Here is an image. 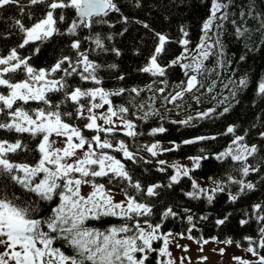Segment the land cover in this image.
<instances>
[{"label":"snow or ice","instance_id":"1","mask_svg":"<svg viewBox=\"0 0 264 264\" xmlns=\"http://www.w3.org/2000/svg\"><path fill=\"white\" fill-rule=\"evenodd\" d=\"M38 5H44L42 15L30 26L21 19L14 21L20 42L7 55H0V89H3L0 91V131L15 134L14 139L0 138V247L4 249L0 252V264H146L152 253L157 255L156 264H176L169 245L175 241L176 236L188 240H194L195 237L191 234L185 237L183 232L162 233L163 221L169 217L176 218L179 213L168 206L160 213V221L153 223L151 217L154 215L155 204L145 201L159 197L161 189L173 188L186 177L191 180L193 191L186 192L185 195L190 199L205 198L211 203L215 193L224 191L223 182L214 180L216 186L208 189L192 177L191 173L201 166V161L209 158L207 155L189 156L191 167L178 162L169 165L165 160H156V171L165 173L168 168L174 170L168 177L167 184H142L140 179L135 178L128 163L133 166L151 164V159L140 155L141 151L156 158L164 152L178 151L182 145L215 140L216 137L196 136L180 143L170 141L171 147L167 148L162 147L160 141H155L150 145H136V151H132L125 140L117 139L118 135L135 140L144 133L139 132L135 121L128 118L129 108L115 105L112 99L128 90L102 87L103 80L97 72L103 66L90 59V52H112L117 57L121 52L114 46L106 45L105 40L114 39L112 34L102 38L100 33H93V28L96 25L115 27L105 18L117 13L120 14L118 23H135L149 31L153 30L145 21H130L129 17L121 13L116 0H27L26 4L22 0H0V12L15 7L23 16L26 7ZM136 6H140L139 0H136ZM229 7L230 0H211L210 15L202 27L204 35L201 43L192 50L194 54L191 56L187 47L190 43L187 39L188 32L181 27L183 38L178 43L183 46V51L164 66L158 63V58L163 55L170 40L165 34L153 31L157 43L148 63L139 70L153 77H164L167 68L179 64L185 69L187 77V81L182 82L180 91L165 97L168 103H175L183 99L185 93L203 87L198 76L208 71L203 61L210 55H217L212 49L219 45L218 55H224L219 39L208 43L211 40L208 34L214 26L221 27L217 21L228 20ZM254 9L255 0L249 5L247 15H254L259 19L260 27L264 29V16L255 14ZM68 11L73 13L70 19L66 15ZM240 15L243 18L246 14ZM27 16L32 20L33 12L28 11ZM231 23L236 24V21L232 20ZM61 24L66 25L64 30L59 27ZM84 30L89 34L81 37ZM247 31V28L236 27L238 36H244ZM126 32L128 28L124 27L118 34L123 36ZM55 36L72 38L68 47L74 53V58L63 55L50 67L37 69L30 63L31 55L20 54L19 50L37 42L46 43ZM84 42H90L94 48L81 50ZM39 51V46L35 47L33 55ZM244 59V56L240 57V60ZM184 60L191 62L183 63ZM108 67L114 69L117 65L111 64ZM74 77L95 86H73L70 80ZM117 79L123 80L124 76L120 75ZM160 82L166 83L164 80ZM247 83L246 78H240L237 90L247 87ZM147 87L151 90L152 86ZM141 91L136 87L130 89L136 96ZM156 91L163 93L165 89L158 88ZM208 91L211 92L212 88L209 87ZM57 93L62 98L54 101L52 96ZM257 94L264 97V80L258 83ZM235 95L232 92V96ZM32 103L37 106L31 107ZM143 107L144 105H139V108ZM228 111L229 107H224L218 115L222 116ZM157 114L158 112H145L137 119L147 122L150 115ZM214 114L216 109L210 108L198 112L196 117L189 116L185 120L171 123L192 126L193 119H212ZM76 121L82 123H75ZM86 131L91 135H86ZM165 132L167 129L161 125L152 128L148 135L156 136ZM234 133L235 126H228L224 134ZM261 136L264 137V133ZM244 139V136L234 135L229 147L216 154L215 158H230L231 161L240 163L242 166L239 171L242 176L247 177L250 173L260 171L259 166L253 167L248 163V158L255 156L259 149L254 144L249 146L242 143ZM31 141H36L35 147L31 146ZM58 143L63 146L57 147ZM200 151L203 152V149ZM29 153L38 154L34 163L14 159ZM147 171L145 168L144 172ZM98 179H106V183L98 182ZM228 181L239 185L238 193L229 194L233 203L246 191L255 189V184L251 181L236 180L231 176ZM113 184L119 186L123 200L117 201L112 189L107 187ZM83 186L91 188L87 195L82 194ZM17 192L20 194L17 195ZM252 208L256 221L262 224L258 229L259 239L250 236L244 239L249 244L246 251L257 257V260L233 257L238 264H264V255L258 251L264 249V214H261L264 205L255 204ZM182 211L188 213L191 210ZM105 218H116L120 223L108 224L104 228L89 226V221H102ZM186 220L190 225L187 232L191 233L196 227L193 215H187ZM226 220L227 216L218 219L216 224L223 225ZM248 222V219H242L240 224L243 226ZM210 240L217 241V238L201 237L197 240L199 250L203 251V245ZM57 242L61 243V247L55 246ZM156 242H162L161 246L154 247ZM219 242L229 245L234 243L232 239ZM236 244L237 247L240 246L239 242ZM175 246L185 252L188 250L186 245L176 243ZM63 248L70 249L71 254ZM223 252L224 249H220V253ZM163 257L168 259H161ZM185 259L181 257L180 264H184Z\"/></svg>","mask_w":264,"mask_h":264},{"label":"trees","instance_id":"2","mask_svg":"<svg viewBox=\"0 0 264 264\" xmlns=\"http://www.w3.org/2000/svg\"><path fill=\"white\" fill-rule=\"evenodd\" d=\"M27 3V0H22ZM228 2V0H224ZM253 0H230V13L228 20L217 21L221 27H213L209 36L211 40L208 43L219 39L223 46V56H219V45L212 49L217 55H210L203 61L205 71L198 76L203 87H198L192 92L185 93L183 99L177 100L175 103H168L166 96L174 95L180 91L182 82L187 81L185 69L180 65L166 69L164 77H153L148 73L140 71L148 61L154 46L157 43L154 38V32H160L169 37L170 42L165 46V52L158 58V63L162 66L167 65L171 60L180 56L183 46L178 41L183 38L180 31L183 27L188 32L190 43L187 46L189 55H193L196 46L201 43V37L204 35L202 27L204 22L210 15L211 0H139L140 6H136V0H116L124 16L129 20H141L149 24L150 29H144L142 26L129 23L124 25L118 23L120 14L112 13L105 19L109 20L108 25H96L93 33H100L101 37L112 34V41L105 40L108 47H116L120 50L121 55L117 57L112 52H90V59L95 60L103 67L97 72V75L103 80L101 85L105 89L115 90L125 88L123 95L113 97L115 105H124L129 108L128 118L135 121L139 132L144 135L138 136L135 140L118 135L117 139H123L128 143L132 151H136V145H150L155 141H160L162 147H171L170 141L180 143L185 139L196 136H215V140L201 141L192 145H182L178 151L164 152L156 158H152L147 152L141 151L140 155L145 159H151V164H143L142 166H133L128 163V167L132 168L135 178L141 180L142 184L160 183L167 184L168 177L174 173L172 168H168L167 172L161 173L156 171V160H165L169 165L176 163L178 160L188 159L189 156L207 155L209 158L201 161V166L195 169L191 175L204 188H214L216 185L213 181H222L224 187L223 192L214 194V200L209 203L205 198L190 199L185 195L186 192L193 191L191 180L183 178L180 184L173 188L161 189V195L152 198L149 203H154V215L151 217L153 223L160 221V213L168 206L173 207L174 211L179 215L176 218L169 217L163 221L161 232L171 231L175 233L183 232L185 235H193L196 240L216 237L218 241L232 239L235 243L239 242L240 246H247L248 241L244 239L246 236L257 237L258 229L262 226L258 223L253 214L252 206L255 204L264 205V97L257 94V85L264 80V29L260 27V20L254 15H247L249 5ZM44 5L31 6L25 8V14L22 16L20 11L11 7L0 12V55H7L8 51L16 47L20 42L18 30L14 27V21L21 19L23 23L30 26L34 20L42 15L41 9ZM33 12V19L29 20L27 12ZM241 13L246 15L241 18ZM254 13L264 16V0H255ZM66 15L69 19L73 16L71 11ZM232 20L236 24L231 23ZM242 29L247 28L248 31L244 36L236 34V27ZM64 30L66 25H59ZM124 27L128 28L123 36L118 33ZM88 31L81 32V37L88 35ZM72 38L68 36H55L46 43L32 44L25 49H21L22 56H32L30 63L33 67L48 68L53 65L61 56H73L74 53L68 47ZM39 46V53L33 55L35 47ZM94 48L90 42H84L81 50H89ZM244 56V60L240 57ZM183 63H190V60H184ZM115 64L116 68H109L108 65ZM191 74V73H190ZM123 75V80L117 77ZM22 78V77H20ZM240 78H246L247 87L237 90L236 85ZM166 81L161 83L160 81ZM73 86H81L84 88L94 87L90 82H82L78 77L70 80ZM151 85V90L147 87ZM227 85V87H226ZM180 86V87H178ZM136 87L142 89L139 96L130 92V89ZM212 91L209 92L208 88ZM158 88H164L165 91L160 93L156 91ZM3 89H0L2 91ZM232 92L236 95L233 97ZM227 97V100L225 98ZM54 101L62 98L61 94H53ZM198 98V99H197ZM224 101V103H220ZM139 105H144L143 109ZM31 107L37 105L32 103ZM64 106H62L63 108ZM224 107H229V111L224 115H218L223 111ZM210 108L216 109V114L212 119H193L192 126H184L179 123H171L172 121H181L189 116L196 117L198 112L206 111ZM145 112H158L157 115H150L147 122L137 119L143 116ZM135 113V115H132ZM75 123H82L76 121ZM163 125L167 132L150 136L148 133L152 128ZM228 126H235L234 134H224ZM86 135H91L87 131ZM234 135L244 136L242 143L249 146L256 145L259 149L258 153L248 158V163L253 167L259 166L260 171L250 173L247 177L241 175L239 169L241 164L231 161L230 158L217 160L216 154L224 151L231 144ZM14 133H5L0 131V138L14 139ZM27 139V138H26ZM36 141H31V146L35 147ZM233 147H236L233 145ZM203 149V152L200 150ZM38 154L29 153L26 156L14 157L18 161H26L34 163ZM120 158L119 154H116ZM191 167V164L188 165ZM147 168L148 171L144 172ZM231 176L236 180L244 179L245 182L251 181L255 184V189L246 191L240 195L233 203L229 199V194L235 195L239 191V185L230 183L228 177ZM211 178V179H210ZM98 182L106 183V179ZM112 191L120 192L119 186L107 185ZM20 193L17 192V195ZM183 209H190L188 213ZM264 214V209L261 210ZM193 215V223L196 227L191 233L187 232L190 227L186 217ZM227 216V220L223 225H217L218 219ZM207 217V219H201ZM242 219H248L246 225H241ZM116 218H105L102 221H89L90 227L104 228L108 224H118ZM162 242L154 243V247H160ZM56 247H61V243L57 242ZM64 251L71 254V250L63 248ZM261 255H264V249H258ZM161 259H167L163 257ZM252 259L250 261H255ZM157 255L152 253L146 264H156Z\"/></svg>","mask_w":264,"mask_h":264},{"label":"rangeland","instance_id":"3","mask_svg":"<svg viewBox=\"0 0 264 264\" xmlns=\"http://www.w3.org/2000/svg\"><path fill=\"white\" fill-rule=\"evenodd\" d=\"M107 107V106H105ZM103 111V110H99ZM57 147H62V143H58ZM182 165H190L191 162L188 159L178 160L176 163ZM91 191L89 186L82 187V194L87 195ZM115 199L117 201L123 200L124 196L121 192L112 191ZM169 231L163 232L167 233ZM176 234L175 232H172ZM187 235H185L186 237ZM210 239V238H206ZM254 239L258 240L259 236L254 237ZM197 240H188L187 238H180L176 236V239L173 243L169 245V250L172 253V258L176 260V264H180V258L185 257L184 264H238V261L234 260L233 257H240L243 260H252L257 259V257L253 256L251 253L247 252L246 249L249 246H239L234 242L232 244H224L217 241H211L203 245V251H200V244L196 242ZM179 243L180 245H186L188 250L185 252L181 248H177L175 245ZM202 243V241H201ZM255 246V245H253ZM220 249H224L223 254L220 253ZM4 249L0 247V252ZM215 250V251H214ZM259 251V250H258ZM206 257L207 259H202ZM167 258V257H166ZM168 259V258H167Z\"/></svg>","mask_w":264,"mask_h":264}]
</instances>
